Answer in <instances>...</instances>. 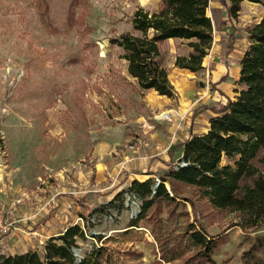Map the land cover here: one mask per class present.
Wrapping results in <instances>:
<instances>
[{"label":"rangeland","instance_id":"1","mask_svg":"<svg viewBox=\"0 0 264 264\" xmlns=\"http://www.w3.org/2000/svg\"><path fill=\"white\" fill-rule=\"evenodd\" d=\"M211 2L219 11L204 69L179 75L177 95L157 106L111 38L132 29L139 7L154 10L160 0H0V206L23 228L0 237L3 253L42 250L78 223L91 242L93 233L112 236V264H178L199 249L188 233L193 223L224 235L216 264H264V227L242 229L236 212L213 206L191 184L175 181L172 192L166 182L175 200L159 201L130 226L141 206L126 190L130 181L151 166L173 169L175 146L205 132L210 107L240 87L239 57L264 0H244L235 21L221 0ZM85 194L84 204L75 200ZM81 244L78 255L90 245Z\"/></svg>","mask_w":264,"mask_h":264},{"label":"trees","instance_id":"2","mask_svg":"<svg viewBox=\"0 0 264 264\" xmlns=\"http://www.w3.org/2000/svg\"><path fill=\"white\" fill-rule=\"evenodd\" d=\"M243 1L221 0L229 20L238 19ZM216 10L219 7H213L211 0H160L154 10L139 7L132 15V29L111 38V42L122 49L128 73L141 88L172 98L177 91L164 64L162 44L169 38L185 40L190 51L178 55L175 65L192 72L204 69V59L214 43ZM247 33L249 42L240 58L236 80L240 87L235 95L210 107L213 115L205 132L175 146L181 149L177 168L165 173L148 171L146 179L130 181L126 190L141 200L140 212L130 226H140L139 221L159 201H174V193L169 192L166 182L173 192L174 182L179 181L197 187L213 206L236 212V223L242 229L264 227V14L247 28ZM227 77L223 74L213 84ZM169 153L171 164L174 152ZM182 161L186 164L181 166ZM154 175L160 180L157 186ZM87 195L75 200L84 204ZM188 233L199 249L178 264H216L213 254L224 242V235L210 234L193 223ZM92 236L95 242L90 241L83 226L74 223L51 236L42 250L15 254L0 250V264H112L111 249L105 244V239L112 236L102 232ZM81 242L90 245L78 255L75 250L84 247Z\"/></svg>","mask_w":264,"mask_h":264},{"label":"crops","instance_id":"3","mask_svg":"<svg viewBox=\"0 0 264 264\" xmlns=\"http://www.w3.org/2000/svg\"><path fill=\"white\" fill-rule=\"evenodd\" d=\"M212 3V2H211ZM173 41H176V43H173ZM190 51V48L187 46L186 44V41L183 40V39H180V38H169L167 40L164 41V43L162 44V53H163V58L164 59V64L165 66L167 67L168 71H169V76H170V80L171 82L173 83L174 86H176V83H178V76L179 75H189V73H194L192 71H190L189 69H186V68H180V67H177L175 65V60H176V57L180 54L182 55H187ZM242 56V54H241ZM241 56L239 58H241ZM166 57H171L172 58V65H169L168 63L166 64L165 63V60H166ZM240 62V61H239ZM128 65V64H127ZM172 67V69H171ZM239 70H240V63H239V66H238V75L237 77L239 76ZM173 76V77H172ZM176 89V87H175ZM144 91L147 93V96L150 95L151 96V99L152 101L158 106L160 104H163V103H167L168 101H170L172 98L171 97H168L166 95H160L158 94V92L154 89H144ZM189 137L191 136H187L184 140L188 139ZM168 156L169 158H166L168 159V164H170V153L168 152ZM145 157V156H143ZM149 163V162H148ZM148 163L145 164L146 166H148ZM150 169L146 170L145 172H148V171H162L158 168H153L152 166L149 167ZM144 172V178H139V177H135V178H138L140 180H144L146 179L149 175L146 174ZM8 217V216H7ZM9 218V217H8ZM16 226L18 227L17 230H15L14 232H17V231H23L22 229V226L20 225H17ZM3 238L0 240L2 241ZM0 246H1V243H0ZM27 251V250H25ZM4 252V251H3Z\"/></svg>","mask_w":264,"mask_h":264},{"label":"built area","instance_id":"4","mask_svg":"<svg viewBox=\"0 0 264 264\" xmlns=\"http://www.w3.org/2000/svg\"><path fill=\"white\" fill-rule=\"evenodd\" d=\"M163 117L165 119L170 118V114L169 112H166ZM186 162L182 161L179 163V165H185ZM178 165L175 166V168H177ZM157 184L160 182L159 178L157 179ZM156 184V185H157ZM18 227L16 226V224L10 219L8 218L5 213H4V208L2 206H0V237L1 236H6L8 234L13 233L15 230H17Z\"/></svg>","mask_w":264,"mask_h":264},{"label":"water","instance_id":"5","mask_svg":"<svg viewBox=\"0 0 264 264\" xmlns=\"http://www.w3.org/2000/svg\"><path fill=\"white\" fill-rule=\"evenodd\" d=\"M158 184H159V183H158ZM158 184H157V185H158ZM157 185H156V186H157ZM75 253L78 254V250H77V249L75 250Z\"/></svg>","mask_w":264,"mask_h":264}]
</instances>
